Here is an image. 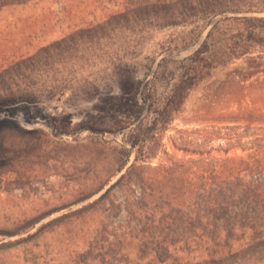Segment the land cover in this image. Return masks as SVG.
I'll list each match as a JSON object with an SVG mask.
<instances>
[{"label": "rangeland", "instance_id": "obj_1", "mask_svg": "<svg viewBox=\"0 0 264 264\" xmlns=\"http://www.w3.org/2000/svg\"><path fill=\"white\" fill-rule=\"evenodd\" d=\"M10 1L0 0V78L15 70L27 74L14 82L6 78L0 121L32 131L35 136L26 137L39 138V144L32 142L36 147L29 156L39 157L32 159L37 161L35 169H0V264H33L40 252L61 257L73 249L75 229L46 230L41 237L11 242L65 213L66 205L78 208L83 202L76 201L117 168L127 169L139 155L134 169L182 157L183 152L174 147L180 131L190 141L200 139L201 147L206 146L204 131L218 125L206 107L212 102L217 109L226 107L230 75L240 78L247 71V60L250 66L252 60L259 61L264 69V28H260L264 22L254 23L252 42L245 40V26L250 28L252 23L220 24L192 65L183 59L201 46L208 28L195 44L181 50L193 37L191 27L182 23L156 28L142 23L108 40L110 53L101 46L102 51L94 48L70 60L61 55L60 44L78 23L68 20L63 0L6 4ZM71 1L76 12L92 8L88 6L91 0ZM157 64L161 66L156 73ZM254 81L255 76L245 84ZM177 90L185 95L181 102ZM164 107L167 112L162 114ZM29 115L34 116L32 121ZM154 122V132L146 135L149 141L144 153L155 157L143 162V143L140 152L141 143L134 148L131 143L136 135L143 142V126ZM218 143H212L215 149ZM234 154L240 152L228 153ZM212 155L221 154L215 150ZM111 195L124 203L123 188H115ZM104 218L120 227L126 222V212L122 207L118 216L105 212ZM33 222L37 223L25 231ZM246 264H264V259Z\"/></svg>", "mask_w": 264, "mask_h": 264}, {"label": "trees", "instance_id": "obj_2", "mask_svg": "<svg viewBox=\"0 0 264 264\" xmlns=\"http://www.w3.org/2000/svg\"><path fill=\"white\" fill-rule=\"evenodd\" d=\"M88 4L90 10L76 12L71 0L62 3L68 20L78 23L60 44L61 55L70 60L94 48L102 51L101 46L110 53L108 40L142 23L155 28L182 23L191 27L193 37L181 50L195 44L208 28L201 46L183 59L192 65L220 24L252 23L250 28L245 26V40L252 42L257 28L254 23L264 22V16L255 15L264 13V0H91ZM252 61L253 66L246 61L247 71L240 72V78L230 75L227 80L226 107L217 109L213 102L206 107L218 123L204 131L208 145L201 147L200 139L190 141L180 131L174 147L183 152L182 157L134 169V163L141 159L135 156L127 169L117 168L78 199L76 203L83 202L78 208L66 205L65 213L11 243L41 237L46 230L75 229L73 249L68 247L61 257L40 252L33 264H246L264 259V69L259 61ZM160 66L157 64L156 73ZM23 74L27 73L5 72L0 78V99L6 96V78L14 82ZM253 76L255 81L245 84ZM176 95L179 102L185 96L179 90ZM166 112L164 107L161 113ZM155 123L143 126V142L136 135L131 143L133 148L141 143L139 152L143 143V162L155 157L144 153L149 141L146 135L154 132ZM31 134L6 120L0 125V137ZM215 140L219 142L217 149L212 145ZM215 150L221 155H212ZM230 151L240 154L228 155ZM118 187L125 192L123 204L111 195ZM122 207L126 222L120 227L109 224L104 213L116 217Z\"/></svg>", "mask_w": 264, "mask_h": 264}, {"label": "flooded vegetation", "instance_id": "obj_3", "mask_svg": "<svg viewBox=\"0 0 264 264\" xmlns=\"http://www.w3.org/2000/svg\"><path fill=\"white\" fill-rule=\"evenodd\" d=\"M14 113L15 109H12L11 114ZM33 119V115L28 116L29 121ZM3 122H5V120H1L0 125H2ZM32 135L35 136V134L29 136ZM26 136L27 135H8L6 137H0V169H35V163L37 161L32 159L38 158L39 156L37 154L29 155L33 154V149L36 147L32 142L34 140L38 142L39 138L29 140ZM41 146L40 144L39 147ZM23 164H26V166H23Z\"/></svg>", "mask_w": 264, "mask_h": 264}]
</instances>
